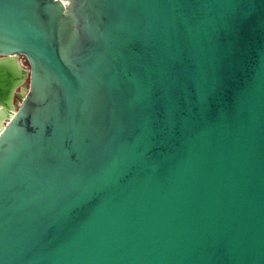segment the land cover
Here are the masks:
<instances>
[{
  "label": "water",
  "instance_id": "1",
  "mask_svg": "<svg viewBox=\"0 0 264 264\" xmlns=\"http://www.w3.org/2000/svg\"><path fill=\"white\" fill-rule=\"evenodd\" d=\"M0 264H264V0H0Z\"/></svg>",
  "mask_w": 264,
  "mask_h": 264
},
{
  "label": "rangeland",
  "instance_id": "2",
  "mask_svg": "<svg viewBox=\"0 0 264 264\" xmlns=\"http://www.w3.org/2000/svg\"><path fill=\"white\" fill-rule=\"evenodd\" d=\"M21 60V59H20ZM23 61V60H22ZM23 64L26 65L25 61H23Z\"/></svg>",
  "mask_w": 264,
  "mask_h": 264
}]
</instances>
